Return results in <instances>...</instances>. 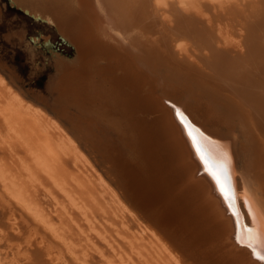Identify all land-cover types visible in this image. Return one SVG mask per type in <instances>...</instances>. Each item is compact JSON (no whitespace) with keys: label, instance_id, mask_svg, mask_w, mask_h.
Here are the masks:
<instances>
[{"label":"bare ground","instance_id":"obj_1","mask_svg":"<svg viewBox=\"0 0 264 264\" xmlns=\"http://www.w3.org/2000/svg\"><path fill=\"white\" fill-rule=\"evenodd\" d=\"M8 2L74 43L71 59L51 52L49 96L59 98L57 106L27 98L0 73V146L10 147L13 171L0 168V178L11 200L60 238L78 264H91L88 249L104 264L222 262L217 254L225 247L214 243L203 196L191 186L193 163H182L190 152L165 132L163 121L173 118L186 132L165 104L173 97L190 118L228 139L232 191L250 220L243 237L264 253V0ZM62 107L74 121L60 116ZM199 139L213 171L225 168L227 148ZM38 177L63 192L50 210L60 230L30 197ZM205 192L214 194L211 185ZM42 237L35 228L13 235L10 258L0 249V264H64L61 249L39 244ZM99 239L107 249L93 248Z\"/></svg>","mask_w":264,"mask_h":264},{"label":"rangeland","instance_id":"obj_2","mask_svg":"<svg viewBox=\"0 0 264 264\" xmlns=\"http://www.w3.org/2000/svg\"><path fill=\"white\" fill-rule=\"evenodd\" d=\"M47 37H50L52 40L56 39V31L51 24L32 21L17 8H4L3 14L0 16V73L6 80H11L12 83L10 84L21 89L29 99L37 98L36 93L32 91L33 89L39 90L43 94L49 96V85L53 79L54 65L51 53L42 47L44 39ZM60 48L66 57L71 58L73 56L70 47L62 45ZM7 66H11L15 69V76L10 75L8 72L10 69H8ZM4 133L5 132H0V135H4ZM10 163H12L10 160V147L5 149L0 146V168L3 170L7 169L5 173H13V171H10ZM23 178L28 184L26 176H23ZM39 178L40 177L36 179L35 185H32L34 194L30 197L47 217H53L51 223L60 230L62 224L55 216V213L50 212V210L55 206V202L63 200V192L59 190L57 186H53L47 178H40L41 180ZM47 189L49 192H45L48 191ZM0 210L2 214H0V222L2 223L1 220H3V223L5 222L4 224L0 223V249L2 252H7L6 254H8L10 244L16 241L13 235H26L28 229L35 228L40 235L42 234L43 236L39 244H51L53 248L61 249L62 254L60 256L64 264H78V261L75 260V256L69 254L70 252L61 242L60 238L52 235L44 225L32 218L26 210L15 203L14 200H11L1 178ZM65 229H67V227H65ZM72 231H67L66 236H74V230ZM20 233L22 235H20ZM3 244L5 245L3 246ZM101 246H103V249H107L104 241L99 239L97 245L93 246V248L98 250ZM88 250L89 253L86 257L91 264H104V257H100V255H98L99 253L94 249ZM8 258H10V252Z\"/></svg>","mask_w":264,"mask_h":264},{"label":"water","instance_id":"obj_3","mask_svg":"<svg viewBox=\"0 0 264 264\" xmlns=\"http://www.w3.org/2000/svg\"><path fill=\"white\" fill-rule=\"evenodd\" d=\"M5 7L16 8L15 6H10L8 0H0V15L3 14V10ZM17 9L20 10L19 8ZM22 13L32 21L49 23L46 19L29 15L26 11H22ZM62 45H66L70 47L72 51L74 49L73 40L69 39L68 37H65L64 35L60 34L57 31L56 39L52 40L49 37L47 41L42 44V47L45 50L49 51L50 53L53 52L54 55L55 53L61 55L62 59L65 60L71 59L69 57H66V55H64L63 52L61 51L60 47ZM7 68L10 69L8 70V72L10 73L11 76L16 75V71L13 67L7 66ZM71 79H72L71 77L66 79V82L71 83ZM66 82L64 80L62 87L66 88L67 90L68 88L66 86ZM32 91L36 93L38 97L42 98L46 103H49L54 106L60 104L59 98H56L54 96H47L43 94L41 91L36 89H33ZM165 104L172 110L174 117L175 116L177 117V119L184 125L185 128L184 130H186V132H183V130H181L182 129L181 125L177 122L176 118H173L172 121H167V120L163 121L165 123V127L167 128L165 132L170 133V137L173 140L172 144L176 148L180 149L181 141H183L187 149L189 150L190 161L182 160V163L186 168L190 167V164L193 163L195 171L191 186L196 192H198L200 195L203 196L202 206L204 212L205 213L207 212V214L211 216L209 228L211 229V236L212 239L214 240V243L223 244L225 247V253H221L220 255L217 254V256L219 257L218 260H221L222 262L217 261L216 264H264V261L257 259V257L253 255V249L247 246L246 241L248 240L244 239L243 237L244 230L245 229L247 230V228L250 227V220L246 217V215L245 217L242 216L239 201L235 198L232 191L233 158L230 153V143L229 141H227L228 139L215 136V134L212 131L205 129L204 127H202V125L198 124L196 121L190 118V115L188 114V112H186L182 103L179 102L176 98L172 97L170 100L165 99ZM59 110L61 111L60 116L66 118L67 120L74 121L73 113L68 108L62 107ZM180 115L183 117L184 120H186L185 123L181 119ZM187 127H189L190 131L193 130L195 133L193 134V132H189ZM176 129L180 131L179 132L180 137L175 136L174 132H176ZM193 135L195 136L193 137ZM199 136L200 138L201 136H206V138L210 140H216L219 142L220 147L224 149L227 148L228 150V155H229L228 165L225 168L222 166L223 175L221 177L222 180L224 179V177H227V181H226V188L228 191L227 197L224 195V193L221 192L220 187L216 182V179H214V182L216 183V186L220 193L216 191L214 184L212 183V181L208 176V174L210 175L212 174L208 171V165L205 164V160L202 159L201 157L203 156L205 159H207L209 165L215 166V164L212 162L211 158L206 155V152L199 139ZM188 138L192 140L191 142L193 148ZM198 148L199 151L197 150ZM193 149L197 152L198 158L195 156ZM200 161L205 166L204 169L201 167ZM212 170H215L214 167ZM207 185H211L214 192L213 196L206 195L205 191ZM226 230H230L227 239L225 238V236L227 235ZM254 247L255 249L257 248L256 244H254ZM256 251L261 252L258 251L257 249ZM207 262L208 261L204 259L202 261H199L198 263L208 264Z\"/></svg>","mask_w":264,"mask_h":264},{"label":"snow or ice","instance_id":"obj_4","mask_svg":"<svg viewBox=\"0 0 264 264\" xmlns=\"http://www.w3.org/2000/svg\"><path fill=\"white\" fill-rule=\"evenodd\" d=\"M197 150L199 151V148ZM201 158L205 160V164L208 165V171L215 177L216 182L219 185L221 192L224 193V195L227 197V195H228V191L226 188L227 177H224V179L222 180L221 179V177L223 175L222 170L213 171L212 169H213L214 165H209L208 160L205 159L203 156ZM241 242H244V241H241ZM246 243H247L248 247L253 249V255H255L257 257V259L264 261V253L257 252L255 247H254L255 241L252 240L251 238H249V240L246 241ZM260 247L262 250H264V243H262L260 245Z\"/></svg>","mask_w":264,"mask_h":264}]
</instances>
